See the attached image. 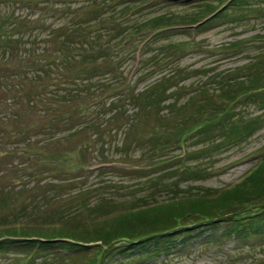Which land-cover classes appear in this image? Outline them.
I'll list each match as a JSON object with an SVG mask.
<instances>
[{
    "label": "rangeland",
    "instance_id": "374dc122",
    "mask_svg": "<svg viewBox=\"0 0 264 264\" xmlns=\"http://www.w3.org/2000/svg\"><path fill=\"white\" fill-rule=\"evenodd\" d=\"M3 1L0 3V15H12L17 20L0 19L3 32L0 36V218L11 219L21 207L22 210L29 209L26 206L33 204L34 201H41L40 205H42L43 201L52 200L51 190L45 184L47 179L32 180L28 176L21 175L23 155L16 154L15 157L10 152L9 147L13 146L10 144L25 138L31 139L29 150L42 148L53 157L56 156L55 167L68 174L66 177H73L78 173L75 171L78 163L87 170L93 162L119 159L114 164V168L102 169L101 175H94L95 172L84 174L85 177L78 181L93 188L98 181L109 180L114 187H104L102 190L98 189L96 193L99 192L105 195L104 197L124 203H127V199L133 201V198L138 196L134 205H139L143 200L170 198L172 186L179 187L178 194L181 196L219 193L241 181L259 161V156L264 154V151L259 154L264 148V111L257 109L254 103L231 107V114L241 117L242 122H249L251 117L258 116V120L254 122L256 128L252 133L238 143L225 142L217 147L215 146L218 142L217 137L215 144L202 142L191 132H184L185 135L183 134L181 138L177 137L176 132L180 131V126L176 122L180 117L163 110V106L160 105L162 111L159 113L164 114L160 117L162 118L160 123L165 125L167 134L171 132V135H167L170 138L171 150L165 153V158L172 155L173 159L161 164L158 160L139 162L136 156L148 148L147 141L151 129L155 128L156 112L150 105H146L144 110L137 109L134 112L136 104L139 106L144 103V99L138 94L162 77H168L163 83L166 98L174 85L181 87L166 101L175 98L179 99V103L184 104V101L191 96L189 85L205 83L206 94L210 98H207L206 103L211 104L209 106L226 102L219 101L217 84L214 80L217 75L244 63L260 51L261 43L264 41V0L251 2L252 6L256 7L255 11H249L244 6L228 7L225 16L213 19L209 25L198 28L190 24L177 25L178 27L173 31L178 30L177 33H181L169 38L160 34L143 43L144 40L139 39H143L142 36L148 33V25H143L145 18L160 13L183 12L192 7L190 0H185L187 2L183 3L169 0L164 4L159 2L154 6L148 5L128 18L134 21L135 26L123 38L109 40V44L104 47L103 44L102 47L99 46L103 42H96L89 47L82 45L86 51L85 58H79L75 54L68 55L67 49L62 45L67 43L66 48H75L83 42L68 36V33L72 27L79 28L72 26L76 24L73 19L76 16L73 15L76 13L77 16L82 15L83 10L89 9L92 6L90 0H53L52 8L60 3L65 5L64 9H61L62 12L57 11V13L52 9L44 13L43 6L36 5L31 8L25 5L27 3L23 0H11L6 4H3ZM111 5L114 7L98 4L102 15L98 31L103 32L105 28H113L112 17L107 11L113 10L117 5L115 2H111ZM81 6L83 10L76 11ZM42 7L44 13L42 22L34 23L32 18L42 14ZM63 27L66 28L65 32H62ZM107 39L108 37L104 42L108 41ZM59 52L65 53V57L61 59L58 57L52 66L62 63L64 68L59 67L67 77V82L53 75V69H50L47 72L49 78H56V82L59 80L61 83L56 91H49L52 88L44 84L42 75L43 60L32 62L28 60L35 59L38 54L44 57H56ZM103 55L105 57H101ZM22 64L26 68L24 72L17 71ZM103 64H107L105 71ZM21 72L28 79L25 92L30 91L26 97H32L31 102L24 100L25 92L20 95L17 94V88H8L7 78ZM207 79H209L208 83L205 82ZM262 82L263 80H259L256 86H260ZM109 86L114 88L110 89ZM120 86H124L130 96H139L136 104L135 100L129 101L123 98L113 102L112 105V108L119 107L118 117L112 114L109 106H103L100 109L101 115L95 120H88L85 117L90 109L85 106L93 107V103L99 97L103 100L102 103L114 100L116 93L121 91L118 89ZM15 95L17 101L10 100V96ZM226 104V108L231 105L230 102ZM193 109L191 106L187 107L181 118L184 123L181 129H184L185 125L189 127L204 119L202 113H195ZM84 121L87 122L84 124L82 123ZM49 136L56 138H53V142L48 141L40 145L38 141ZM183 150L185 155L182 154ZM138 167L140 171L127 172ZM78 171L83 172L82 169ZM21 185L28 186V189ZM155 189L158 190L157 193L145 197L150 192H156ZM89 197L92 199L90 195L88 199ZM59 202L51 203L49 207H42L38 212L44 213L50 208V210L55 209ZM125 206L127 205H121V208ZM222 213L224 212L216 214L219 217L213 220L216 222L215 225H197L191 230L194 238L186 249H176L180 236H175L172 249L176 250L163 262H160L161 256L147 255L133 262L122 254L112 252L106 256V263L264 264V233L259 236L234 239L231 236L220 235V232L229 228L230 224L233 227L235 224H247L246 226H251L250 228H264V219H260V216L250 219L244 217L229 222L225 218H230L236 213L225 215ZM244 214L246 213L239 216ZM187 221L189 219L182 220V222ZM2 238L0 236V239ZM26 249H28L26 246L10 248L5 255L7 258H22V264H50L49 261L40 258L29 263L28 258H25L28 256ZM47 252L50 253V250ZM22 254L25 256H21Z\"/></svg>",
    "mask_w": 264,
    "mask_h": 264
},
{
    "label": "trees",
    "instance_id": "16d2710c",
    "mask_svg": "<svg viewBox=\"0 0 264 264\" xmlns=\"http://www.w3.org/2000/svg\"><path fill=\"white\" fill-rule=\"evenodd\" d=\"M2 1L0 0V3ZM9 1L11 0H4L3 4ZM23 1L27 3H24L25 5L31 8L36 5L37 7L39 5L43 6L45 9L44 13L50 9L52 11L55 10V13L57 11L62 12L65 6L64 3H60L55 8H52L51 1L53 0ZM168 1L90 0L92 6L89 9L83 10L82 6L76 9L78 12L83 10V16H77V13L73 15V17L76 16V18H73L76 24L72 26L79 28L72 27L68 33V36L82 40L83 42L75 48H66L68 46L67 43L62 45V47L67 49L66 52L68 55L75 54L79 58H85L86 51L82 45L89 47L93 46L96 42H103L99 46L102 47L103 44L104 47L109 44V40L123 38L135 26L134 21L128 19L132 14L140 12L141 9L148 5L154 6L159 2L164 4ZM214 1L220 3L214 4ZM252 1L190 0L192 7L189 10L176 13H160L145 18L143 25H148V33L142 36L143 39L139 40H144L143 43H146L151 37H156L160 34L169 38L181 33H177L178 30L173 31V29L178 27L177 25L190 24V26L192 25L195 28L209 25L213 19L222 17L228 7L244 6L249 11H255L256 7L252 6ZM111 2H115L118 6L117 8L115 5L116 7L113 10L107 11L109 12L108 15L112 17L113 24L111 25L113 28H105L103 32L98 31L101 25L100 17L102 16L98 4L101 3L105 7H114L111 5ZM175 2L183 3L187 1L175 0ZM43 7L41 8V13ZM257 7H262V5H257ZM44 13L33 17V22H42V15ZM0 19L17 20L16 17L8 14L6 16L0 15ZM65 30L66 28L62 32H65ZM1 35H3L2 27H0ZM107 37L108 41L104 42ZM261 45V49L257 54L248 58L244 63L228 69L225 73L217 75L216 80H214L217 84V97L219 101L224 100L228 103L230 102L231 105L228 108H226L227 104L224 101V103L218 102L213 106H209L211 104L206 103L209 96L206 94L207 88L205 87V83L196 86L189 85L191 87V96L184 101V104L179 103V99L175 98L171 101H166L170 97H173L181 87L174 85L173 90L168 92L169 94L167 93L168 97L166 98V89L163 88V83L167 81L168 77H162L146 86L138 94L144 99L143 105L138 106L136 104L139 98L138 95L130 96L127 90L123 88L124 86H120L118 89H121V91L116 93L114 100L102 103L103 100H100L99 97L93 103V107L85 106L86 108H90L85 117L88 120H95L101 115L100 109L103 106L111 107L110 111L112 114L118 117L119 107L114 106V110H112V105L113 102L123 98L129 99V101H136V109L135 111L133 110L134 112L137 109L144 110L146 105L152 106L156 112L155 128L151 129L150 138L147 141L148 148L136 156L139 162L141 160H148L149 162L158 160V163L161 164L173 159L172 155H168L165 158V153L171 150L170 138L167 136L171 135V132L167 134L165 132V125H161L160 123L162 119L160 117L164 116V114L159 113L162 111V108L160 110V105L163 106V110L175 113L180 117L176 122L180 126V131L176 132L179 138H181L184 132H191L200 141L208 142L209 144H215V137H217L218 142L215 144L216 147L225 142L238 143L242 139L247 138L256 128L254 122L258 120V116L251 117L249 122H242L241 117L231 114V107L243 103H254L257 109H260L261 112L264 111V41ZM58 57L60 59L64 58L65 53L59 52L56 57H44L38 54L35 59L28 60L29 62L43 60V73L46 74L42 73V75L44 76V84L52 88L49 91H56L61 81L58 80L56 82V78H49L48 70L53 69V75L67 82V77L64 76V72L60 69V67L64 68L62 63L59 62L52 66ZM101 57L105 56L103 55ZM106 68L107 64H103L104 71ZM136 68L137 66H135ZM24 69L26 68L22 64L17 71L24 72ZM23 72L7 78L9 80L8 88H17V94L20 95L25 92L28 80ZM259 80H263V82L260 83V86H256ZM205 82L208 83L209 79ZM113 88L114 86L110 87V89ZM29 92L24 93V100L27 102L33 100L32 97H26ZM193 93L195 94L193 95ZM10 100L17 101L16 95L10 96ZM200 102H203V104H200ZM188 106L193 107L195 113H202L204 119L189 127L185 125L184 129H181L184 124L181 118L184 116V112ZM86 122L84 121L82 123L85 124ZM31 136L37 137L34 135ZM53 138L56 137H43L38 142L40 145H44L48 141L53 142ZM30 144L31 139L29 138L12 143L10 145L13 146L9 147L11 148L10 152L15 157L16 154L23 155L24 162L21 168V175L28 176L32 180H38L40 178L47 179L45 184L51 190L52 200L50 202L43 201L44 204L42 205H40L41 201H34L33 204L26 206L29 209L23 208L24 210H22L21 207L16 216L11 219L5 217L0 218V229H2L0 236L3 237L0 239V264H13V262L18 264L22 258H7L5 254L10 248L24 246L28 248L26 249L28 256L25 258H28L29 263L36 260V258H40L43 261H49L50 264H107L105 258L112 252L122 254L123 257L126 259L129 258V261L133 262L144 255L149 257L161 256L160 258L162 260L160 259V262H163V260L169 259L168 255L172 254L171 252L176 249H186L190 245L191 239L194 238L191 235V230L195 229L197 225H215L216 222L213 220L219 217L216 215L219 212H224L222 213L224 215L236 213L230 216V218H225L229 222H235L244 217L250 219L251 217L260 216V219H264V206L260 207L264 205V154L259 156V161L241 181L219 193L181 196L178 194L179 187L172 186L173 191L170 198L168 197L165 200H158L157 198L151 201L143 200L139 205H134L137 202L136 199L138 196L133 198V201L127 199V203H124L119 200H111L112 198L104 197L105 195H101L99 192L96 193L98 189L102 190L104 187H112L113 185L109 180L98 181L93 188L85 186L78 181L80 178L85 177L84 174L95 172L94 175H101L102 169L108 170L114 168V164L119 159L93 162L87 170L78 163L76 165L77 167H75V171L78 173L73 177H66L68 174H65L63 170L55 167L56 156L53 157L42 148H35L31 151L29 150ZM263 151L264 148L259 151V154L263 153ZM12 154L9 155L11 156ZM182 154L185 155L184 150ZM37 164L46 166H39ZM78 169H82L83 172L79 173ZM139 169L138 167L135 170H127V172H137L140 171ZM21 186L23 188L28 187L26 185ZM157 191L150 192L145 197L152 196ZM89 195L92 199L90 197L88 199ZM57 201L60 202L59 205L54 207L55 209L50 210V208L44 213L38 212L40 208L49 207V204ZM120 204H126L127 206L121 208ZM256 209L258 210L254 211ZM242 213L246 214L239 216ZM18 214L19 216H17ZM187 219L189 221L182 222V220ZM246 225L235 224L233 227L230 224V227L220 232V235L231 236L234 239L243 236H246V238L252 235L259 236L264 233L263 227L250 228L251 226ZM188 226H192V228L189 229ZM242 233L245 234L242 235ZM178 235L180 236L177 241L179 243L178 248L172 249L175 236ZM47 250H50V253ZM45 253L47 254L44 255ZM133 253L135 254L132 255ZM21 256L25 255L22 254ZM20 264H22V261Z\"/></svg>",
    "mask_w": 264,
    "mask_h": 264
},
{
    "label": "water",
    "instance_id": "95a60500",
    "mask_svg": "<svg viewBox=\"0 0 264 264\" xmlns=\"http://www.w3.org/2000/svg\"><path fill=\"white\" fill-rule=\"evenodd\" d=\"M264 205H261L260 207H263ZM252 209V208H251Z\"/></svg>",
    "mask_w": 264,
    "mask_h": 264
}]
</instances>
